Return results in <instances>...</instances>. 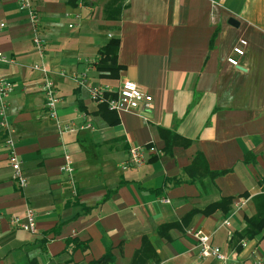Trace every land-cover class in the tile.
<instances>
[{"label":"crops","instance_id":"1","mask_svg":"<svg viewBox=\"0 0 264 264\" xmlns=\"http://www.w3.org/2000/svg\"><path fill=\"white\" fill-rule=\"evenodd\" d=\"M19 3L0 0V56L11 60L0 77L14 84L0 127V264H135L143 242L151 251L136 264H217L199 257L194 230L227 264L264 263V230L241 237L264 196V0H31L42 58ZM111 39L121 68L108 78L96 64ZM241 40L234 67L227 59ZM35 64L48 70L58 120L73 132L59 134L49 118ZM82 74L113 90L136 83L153 98L147 121L93 103L77 83ZM166 132L179 137L169 150ZM7 137L23 161V190L11 179ZM135 147L145 149L139 167L126 164ZM64 151L74 193L60 170ZM197 154L205 165L186 173ZM206 170L225 173L201 176ZM225 198L226 213H201ZM28 208L34 233L10 223Z\"/></svg>","mask_w":264,"mask_h":264},{"label":"built area","instance_id":"2","mask_svg":"<svg viewBox=\"0 0 264 264\" xmlns=\"http://www.w3.org/2000/svg\"><path fill=\"white\" fill-rule=\"evenodd\" d=\"M20 10L24 11L32 26V42L36 53L40 58L44 56L45 40L38 31V17L37 12L31 4V0H20ZM76 25H69L70 28ZM3 27V24L0 25ZM246 42L241 40L239 46L233 48V57L227 59L228 63L232 66H238L237 57H241L244 54L243 46ZM11 60L0 56V63H9ZM33 70L39 71L43 78L40 82V91L44 98V107L51 120L54 121L56 130L59 134L66 132H73V128L69 125L61 124L57 117V103L60 98L57 93L55 83L51 80L48 70L42 64H35L32 67ZM77 83L84 86L87 89L90 100L97 105H105L108 111L115 113H138L144 121H147V112L151 109L153 104V98L151 95L144 92L136 83L130 80H123L118 90H113L107 86H99L88 84L86 81V75L82 74ZM14 84L10 81L0 77V127L6 128V100L12 93ZM92 129L91 123L85 124L82 129ZM4 147L7 152V158L11 169V179L15 186L20 190L25 189L27 181L23 172V161L19 157L15 142L12 138H6L4 141ZM145 149L142 147L131 148L129 151V157L126 164L134 167H139L145 163ZM61 172L66 176V181L69 184L72 192L75 191V174L74 167L68 152L63 153V164L60 168ZM243 206V201L239 200L236 204V208L240 209ZM10 223L23 231L35 232L36 215L32 209L28 208L25 211L23 217L13 216ZM224 225L229 226V222L226 220ZM193 238L196 241L199 249L198 255L201 258H214L217 264H227V257L220 251V249L210 243V238L203 235L201 231L194 230ZM253 264H264L257 259Z\"/></svg>","mask_w":264,"mask_h":264},{"label":"trees","instance_id":"3","mask_svg":"<svg viewBox=\"0 0 264 264\" xmlns=\"http://www.w3.org/2000/svg\"><path fill=\"white\" fill-rule=\"evenodd\" d=\"M119 47V40L118 39H111L104 47H102L99 50V61L96 64V70L99 72V74L103 77H115L117 73L120 70V66L117 64V51ZM106 109L105 106H102ZM168 142L166 143V149H171L172 146L176 144V142L173 141V139L179 138L177 135L173 133H168ZM171 139V140H169ZM198 163L205 165L204 159L202 155L197 154L195 155L191 165L186 168L185 172L190 173L194 170H196V167ZM224 171H208L206 170V173L201 174V176H209L211 178H216L218 176L223 175ZM255 201L258 205V210L256 216L249 218L246 222V228L244 232L241 234V237H247L249 239L256 237L264 230V196H260L255 198ZM259 201V202H258ZM231 203V200L228 198L222 199L218 203L212 204L208 206L205 210L201 211L202 214L208 215L209 213H212L216 209L224 208V213L228 211V206ZM197 211H192L191 216L195 214ZM169 225H162L159 229H169ZM264 237V236H263ZM151 249L149 245L146 242H143L141 251L137 252L135 255V258L133 260V263H138L139 261H145L143 256H148V253H150ZM153 257V256H152ZM106 258V257H104ZM96 261L93 264H102V261L105 259Z\"/></svg>","mask_w":264,"mask_h":264},{"label":"water","instance_id":"4","mask_svg":"<svg viewBox=\"0 0 264 264\" xmlns=\"http://www.w3.org/2000/svg\"><path fill=\"white\" fill-rule=\"evenodd\" d=\"M229 24H230V25H233V26H237V23L235 22L234 19H230V20H229Z\"/></svg>","mask_w":264,"mask_h":264}]
</instances>
